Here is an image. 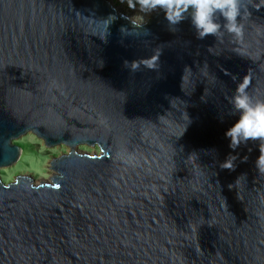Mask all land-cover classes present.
<instances>
[{
    "label": "water",
    "instance_id": "1",
    "mask_svg": "<svg viewBox=\"0 0 264 264\" xmlns=\"http://www.w3.org/2000/svg\"><path fill=\"white\" fill-rule=\"evenodd\" d=\"M240 9L198 39L160 9L0 0V168L28 132L69 148L48 181L0 179V264H264L259 142L224 136L246 75L264 99V3Z\"/></svg>",
    "mask_w": 264,
    "mask_h": 264
},
{
    "label": "clouds",
    "instance_id": "2",
    "mask_svg": "<svg viewBox=\"0 0 264 264\" xmlns=\"http://www.w3.org/2000/svg\"><path fill=\"white\" fill-rule=\"evenodd\" d=\"M128 8H138L140 12H151L160 9L164 12L169 24L176 25L186 17H190L191 25L198 39L216 34L221 27L228 33L239 36L241 28L238 23L240 16V0H122ZM264 3V0H261ZM223 19V25L217 22ZM250 83L247 75L238 84L230 100L229 115L236 116L235 122L224 132L229 140L228 148L233 152L242 144L258 141L259 155L255 167L264 174V99H254L246 91ZM231 153L221 163L222 169L234 170ZM246 161V158H244Z\"/></svg>",
    "mask_w": 264,
    "mask_h": 264
},
{
    "label": "rangeland",
    "instance_id": "3",
    "mask_svg": "<svg viewBox=\"0 0 264 264\" xmlns=\"http://www.w3.org/2000/svg\"><path fill=\"white\" fill-rule=\"evenodd\" d=\"M113 6H121L124 12L133 13L135 18L141 17L146 12H140L138 8H128L122 0H110ZM135 12V13H134ZM13 143L20 148L18 159L10 166L0 168V179L4 183L12 182L16 176L27 175L35 181H48L53 172L49 169V161L54 157L68 152L65 145L47 147L43 141L32 133H26ZM77 150L83 153H99L97 146L78 145Z\"/></svg>",
    "mask_w": 264,
    "mask_h": 264
},
{
    "label": "bare ground",
    "instance_id": "4",
    "mask_svg": "<svg viewBox=\"0 0 264 264\" xmlns=\"http://www.w3.org/2000/svg\"><path fill=\"white\" fill-rule=\"evenodd\" d=\"M149 12L144 13L141 17L147 16Z\"/></svg>",
    "mask_w": 264,
    "mask_h": 264
}]
</instances>
